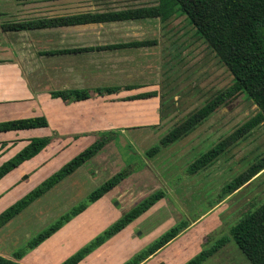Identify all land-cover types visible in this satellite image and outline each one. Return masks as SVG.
I'll use <instances>...</instances> for the list:
<instances>
[{
	"label": "crops",
	"instance_id": "1",
	"mask_svg": "<svg viewBox=\"0 0 264 264\" xmlns=\"http://www.w3.org/2000/svg\"><path fill=\"white\" fill-rule=\"evenodd\" d=\"M145 1L0 0V121L32 116H44L48 121L46 127L0 132V139L13 138L6 146L0 142V165L21 150L32 137H57L64 140L66 147L59 148L60 154H66L52 168L50 164L44 163L47 157L44 156L45 148L32 157L30 161L39 157L40 164L45 166L44 174L36 176L37 182L33 187L23 188V185L18 193L13 194V198L7 200L8 203L17 201L106 133L113 132L117 134L116 138L121 136V141L126 146L128 143L124 136H127L137 146V153L129 151L124 155L116 146L113 135L114 138L85 164L78 166L14 215L0 227L1 256L21 264H61L143 198L157 190H163L164 196L76 264H124L141 250L144 243L148 245L153 242L177 223L172 216L160 215L165 212L163 206L167 207L166 199L173 203L171 195L178 196L183 205L188 202L185 199L188 189L184 190L183 187L189 185V178L175 181L179 170H175L173 163L179 151L174 154L172 151L190 132L161 148L156 154H146L152 144L160 141L174 126H167L166 117L161 114L159 89L162 75V28L172 17L164 22L159 16H153L99 19L8 31L1 28V24L7 21L98 15L158 3V0L151 3ZM147 40L154 42L127 45ZM108 87L116 90L103 89ZM69 89L88 90L90 97L64 100L51 95L52 91ZM153 91L156 92L154 95L138 96ZM186 147L191 150L193 145L189 143ZM162 154L166 161L158 160ZM135 155L142 159L143 167L134 166ZM110 161L112 164L106 165ZM26 164L21 163L0 179V197L11 186L13 191L16 187L19 188L24 173L28 174L24 180L34 174L32 167L28 168ZM99 165L104 166L99 168ZM106 166L112 169H107ZM126 168L129 169V174L120 183L90 202L81 212L22 256H14L19 245L29 242L83 198L86 199L103 182ZM183 168L184 166L182 171ZM107 170L111 175L100 185L93 187L97 174ZM201 172H204V168L189 177L198 179ZM174 181L171 187L170 183ZM2 199L5 200L4 197ZM8 203L0 206V212L10 205ZM221 203L222 201L215 203L193 218L175 238L139 264L159 263L158 256L165 248L205 218L214 215ZM186 207L188 206L185 205ZM49 217L56 219L47 223L46 219ZM164 217L167 218L168 225L166 221L160 222ZM154 219L155 222H152ZM44 224L46 225L41 227ZM142 229H146V234ZM138 230L142 231L137 233ZM196 236H199V243H195V250L191 255L201 249L202 235ZM147 237L149 240L145 242ZM187 258L189 257H185Z\"/></svg>",
	"mask_w": 264,
	"mask_h": 264
},
{
	"label": "trees",
	"instance_id": "2",
	"mask_svg": "<svg viewBox=\"0 0 264 264\" xmlns=\"http://www.w3.org/2000/svg\"><path fill=\"white\" fill-rule=\"evenodd\" d=\"M184 14L189 23L194 26L196 33L202 37L216 52L220 60L227 65L233 75V82L221 90L204 105L192 112L184 121L174 125L156 144L146 151L147 156L156 154L161 148L176 142L208 118L217 108L225 105L239 93H245L256 103L260 111L244 122L230 136L215 143L208 150L200 154L191 162L187 170L190 174L207 167L218 158L229 146V140L244 136L261 120H264V0H158V3L137 9H128L120 12L105 14H84L40 18L22 21H7L1 24L3 31L30 29L51 25H63L99 19H126L159 16L164 22L175 15ZM154 40L128 43L127 45H143L153 43ZM82 49V48H81ZM106 91L116 88H103ZM102 90V88H100ZM156 92L141 93L139 97L154 95ZM53 97L64 100H82L90 97L85 89H69L52 91ZM48 121L44 116H32L0 121V132L10 130L31 129L46 127ZM114 133L102 135L92 144L78 152L66 161L60 168L46 177L28 193L20 197L0 212V227L7 223L33 200L58 183L63 177L72 173L78 166L84 164L96 155L104 145L113 138ZM51 142V136L32 137L29 142L14 156L0 165V179L24 161L36 156ZM264 168V157L251 166L256 174ZM249 169V170H250ZM129 174L128 169H122L94 189L85 200L61 215L57 220L40 231L31 239L27 248H32L55 232L74 215L81 212L90 202L95 201L104 193L116 186ZM252 174V175H253ZM251 176L238 175L227 182L218 194L217 203L241 185ZM164 196L163 190H157L135 206L125 212L118 220L98 234L90 243L65 259L61 264H76L112 235L120 231L129 222L151 207L158 199ZM189 223L179 222L165 231L151 242L147 248L124 264H139L150 254L175 238ZM231 234L246 254L252 264H264V203L255 211L247 213L231 228ZM25 249L14 253L16 258L22 256ZM206 251L202 250L185 264H199L205 258ZM0 264H21L20 262L0 255Z\"/></svg>",
	"mask_w": 264,
	"mask_h": 264
},
{
	"label": "rangeland",
	"instance_id": "3",
	"mask_svg": "<svg viewBox=\"0 0 264 264\" xmlns=\"http://www.w3.org/2000/svg\"><path fill=\"white\" fill-rule=\"evenodd\" d=\"M145 2L151 3L153 0H146ZM161 45L163 47L162 75L159 83L161 114L164 115V118L166 117L167 126L171 127L184 121L192 112L204 105L221 90L230 86L233 82V75L212 47L196 33L194 26L189 23L184 14H176L163 26ZM259 111L258 105L252 99L245 93H239L225 105L217 108L186 137H183L177 147H175L176 149L172 151V154L179 151L173 163L175 170H179L175 181L189 178V185L183 187L184 190L188 189L189 191H187L188 197L186 196L185 198L188 200L185 203L188 207L185 208L178 196L171 195L173 203L166 199L167 207L166 205L163 206L165 212L161 213L160 216H172L175 218L176 224L179 222L190 223L193 218L206 211L210 206L215 205L221 188L234 177L241 175L245 177L251 176V178L237 190L223 198L214 215L211 214L205 218L191 228L192 230H188L183 236L165 248L158 256L160 259L159 263L154 264H185L202 250L206 251V256L199 264H252L235 242L231 234V228L247 213L255 211L264 203V168L256 174H253L254 170L251 171L250 169L254 163L264 157V120H261L244 136L233 142L230 139L226 150L204 168V172H201L202 174L198 179L189 177L190 173L187 167L193 159H196L218 141L230 136ZM114 135L116 138L117 134ZM124 138L128 143L127 146L122 143L121 136L115 139V144L121 153L124 155L129 151L137 153V146L132 144L127 136H124ZM12 139L10 137L1 138L0 142L3 143V146H6L13 141ZM63 141L51 136V142L44 149V156H47L44 159L45 165L50 164V168H52L58 161L63 160L66 153L60 154L58 152L59 148L66 149ZM189 143L193 145L191 150L186 147ZM156 144H159V141L152 144V146ZM183 148L185 150H182ZM6 156H3V158ZM161 156L158 157V160H167L164 158L165 155L162 154ZM33 158L22 164L27 163L25 166L28 168L32 167L34 174H31V171L30 178L24 180L25 175H28L27 172L24 173L22 175L23 182L19 183V188L16 187L13 191V186H11L4 192L3 196L1 195L0 206L7 205V200L13 198V194L18 193L23 185V188L34 186L37 182L36 176L44 174L45 166L40 164L39 157L34 161H30ZM133 163L137 167L144 166L142 159L136 155ZM110 164H112V161L106 165ZM103 166L99 165V168H103ZM115 166L116 164L113 165V167ZM106 167L109 169L110 166ZM109 173V170L98 173L94 179L93 187H97L106 180L111 175ZM175 181L170 183L171 187ZM4 190H6V187ZM190 192L192 193L190 194ZM82 200L85 199L83 198ZM54 219L56 218L49 217L46 222L51 223ZM165 221L168 225L165 217L160 222ZM219 221L220 224L218 223ZM152 222H155V219ZM142 230H138L137 233ZM143 231L146 234V229ZM198 234L202 235L201 249L198 253L191 255L192 251L195 250V243H199V236H196ZM138 237L140 238L139 235ZM94 238L86 244L90 243ZM148 240L147 237L145 242ZM27 243L28 241L19 245L16 250L25 249L26 253L30 250V248H27ZM148 245L144 243L141 250L132 257L134 258L141 253ZM185 257L189 258L185 259Z\"/></svg>",
	"mask_w": 264,
	"mask_h": 264
}]
</instances>
